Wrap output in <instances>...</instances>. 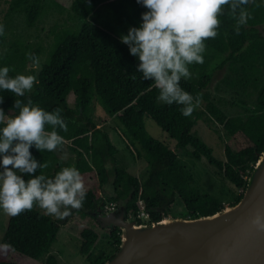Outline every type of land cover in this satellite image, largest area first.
I'll return each mask as SVG.
<instances>
[{
    "label": "trees",
    "instance_id": "16d2710c",
    "mask_svg": "<svg viewBox=\"0 0 264 264\" xmlns=\"http://www.w3.org/2000/svg\"><path fill=\"white\" fill-rule=\"evenodd\" d=\"M6 3L5 18L23 15L29 28L36 25L44 11L43 0H7ZM247 8L252 18L241 27L239 35L234 32L235 20L225 9L220 17L219 35L205 41L204 63L189 66L192 78L182 79L180 84L194 97L201 95L203 108H196L190 117H184L180 106H169L157 100L159 90L154 82L142 80L136 71L138 58L130 55L127 45L120 42L121 35H126L130 27L139 26L141 13L147 9L136 0L72 1L71 12L82 23L51 30L53 39L37 74L39 84L31 93L19 98L24 103L31 99L32 106L46 111L62 109L61 115L68 125L67 132L57 131L64 137L61 148H67L71 157L59 156V149L40 152L32 147L33 157L48 164L47 168L37 170V174L53 178L62 168L74 166L81 176L94 174L98 179L99 190L87 189L83 207L72 210L71 215L96 217L90 213L104 212L107 200L100 196V191L108 184L110 176L113 177V194L108 199L115 201L116 206L124 202L127 216L135 217L142 202L150 223L167 218L177 199L182 202L184 216L188 218L209 216L222 210V202L213 194L201 191L193 174L180 163L178 151L188 146L192 147L190 156L199 160L205 158L224 179L241 190L232 205L241 200L259 154L264 151V0H255V4ZM43 51L41 44L14 39L0 52V68L9 67L12 77L23 74L30 62L26 53H34L39 58ZM227 64L230 75L223 78L222 84L235 95L248 98L255 94L250 110V104L240 98L238 104L230 102L231 107L238 108L237 112L228 114L221 103L229 102L224 103L223 98L216 102L208 91L214 72ZM70 92L75 95V107L68 105ZM95 95L106 114L117 119V130L127 142V149L147 161L149 170L145 179L119 166L118 149L102 128L104 123H97L92 116ZM0 96L4 98L0 108L10 116L18 114L12 107L18 97L7 91H0ZM146 117L169 135L173 146L147 133ZM199 120L217 124L227 135L224 160L216 158L212 148L193 133ZM46 130L52 129L46 126ZM108 163L113 165L112 169ZM61 222L33 208L9 218L1 244L8 243L14 252L39 259L48 254L58 240ZM109 230L106 242L109 249L98 243L100 235L94 229L82 230L79 249L89 264H105L119 250L122 231L116 226H110ZM12 252L0 249V264H19L10 259ZM48 263L56 264L55 257L50 255Z\"/></svg>",
    "mask_w": 264,
    "mask_h": 264
},
{
    "label": "clouds",
    "instance_id": "9594fccd",
    "mask_svg": "<svg viewBox=\"0 0 264 264\" xmlns=\"http://www.w3.org/2000/svg\"><path fill=\"white\" fill-rule=\"evenodd\" d=\"M147 11L141 13L138 27H130L120 42L127 45L129 54L138 58L136 71L144 81H153L159 90L157 100L166 105L180 106L181 115L190 117L202 103L181 87V80H189V66L203 64L205 41L215 39L221 25L220 17L227 9L235 20L234 32L239 35L251 13L249 4L255 0H136ZM259 7V5H256ZM0 35L4 25L0 24ZM29 69L40 70V60L34 53H26ZM10 69L0 68V91L14 94V116L6 115L0 108V210L9 217L39 207L48 216L64 219L72 210H80L86 197L81 173L74 166L64 167L49 178L38 175L37 170L47 168L38 162L30 149L54 152L64 144L57 129L67 132L68 125L62 109L46 111L32 106L31 99H21L39 84L37 75H9ZM0 96V104L3 103ZM51 127V131L46 130ZM24 177H28L25 179ZM249 228L264 231V216L259 211L249 219ZM4 251H15L8 243L0 244Z\"/></svg>",
    "mask_w": 264,
    "mask_h": 264
},
{
    "label": "rangeland",
    "instance_id": "374dc122",
    "mask_svg": "<svg viewBox=\"0 0 264 264\" xmlns=\"http://www.w3.org/2000/svg\"><path fill=\"white\" fill-rule=\"evenodd\" d=\"M7 0H1L0 3V24L4 25V38H0V52H2L5 47L14 41V39H20L24 42L30 44H41L44 46V51L39 55L40 68L45 58L47 57V51L49 50L50 44L53 39L51 30H59L65 27H75L82 23V20L73 16L71 12V4L73 0H43L44 11L39 21L34 27L29 28L25 22L23 15L14 14L12 16L5 18V13L8 10ZM30 62L28 63L29 66ZM24 70L23 75L35 74L37 75L39 71L35 69L30 70L29 67ZM228 64L221 70H216L213 74V81L208 87V91L212 94L213 99L218 102L219 98L224 99L222 107L228 112V114H234L237 112L238 108L230 106V102L235 104L240 103V98L244 99L250 105H248L249 110L256 99V95L253 94L248 98L242 97L239 94L235 95L233 90L225 88L222 84L224 77L229 76ZM67 102L70 107H75V95L70 92L67 96ZM203 105L200 104L197 109L201 110ZM5 112V111H4ZM92 116L97 123H104L103 129L108 132L111 142L118 149L116 155L117 162L119 166L126 168L131 174L135 175L139 179H145L147 172L149 170V165L147 161L143 158L137 157L136 153H131L127 149V142L118 132V121L114 117H109L101 103V101L95 95L92 100ZM6 115H9L5 112ZM10 116V115H9ZM144 124L147 133L161 141L167 143L169 146H173L172 140L169 135L163 131L151 118L146 117L144 119ZM102 126V125H100ZM98 126V127H100ZM193 133L200 137L205 143L212 148L213 155L221 160L225 159L224 155V144L227 142L228 137L225 132L217 124H208L203 120H199L193 129ZM192 150L191 146L178 151L179 161L183 164L195 177L196 185L203 192H208L216 196L224 205V208L230 207L235 201L241 190L236 189L234 185L228 182L219 174L216 169L209 165L205 158L195 159L193 156L189 155ZM59 156L68 159L71 157L67 148L63 147L57 152ZM108 167L112 169L113 165L108 163ZM2 170V168H0ZM84 181L85 190L98 188V179L94 174H88L82 176ZM113 177L110 176L108 184L101 189L100 196L107 200L105 205V211L111 203L115 201L108 199L109 196L113 194L112 188ZM141 207H142V203ZM119 205H125L124 202H120ZM144 206V205H143ZM118 206H116L117 208ZM115 208V209H116ZM143 208V207H142ZM38 212L46 215L43 210L39 207H34ZM184 207L182 202L177 199L171 207V213L168 216L169 219H185L188 217L184 216ZM96 213V214H95ZM99 211L96 210L90 214L95 215H82L80 213H74L69 215L65 220L62 219L60 223V229L58 231V240L53 243L48 254H45L39 259H33L25 255H21L17 252L10 253L9 257L16 263L19 264H49L48 258L50 255L54 256L56 259V264H89L86 257L80 253L81 244V232L85 227H91L96 232L99 233L100 239L98 243L104 245L109 249L106 242L109 240V227L102 222L98 217ZM51 217V216H50ZM128 218H134L135 216H127ZM9 216L0 210V244L6 233L8 226ZM54 220H60L52 217ZM137 218V216H136ZM138 219V218H137ZM64 220V221H63ZM140 222L149 224L150 221L138 219ZM66 221V222H65ZM65 222V223H64Z\"/></svg>",
    "mask_w": 264,
    "mask_h": 264
},
{
    "label": "water",
    "instance_id": "95a60500",
    "mask_svg": "<svg viewBox=\"0 0 264 264\" xmlns=\"http://www.w3.org/2000/svg\"><path fill=\"white\" fill-rule=\"evenodd\" d=\"M257 211L264 216V151L241 200L213 215L147 224L128 218L126 205L101 212L103 223L122 231L105 264H264V231L249 228Z\"/></svg>",
    "mask_w": 264,
    "mask_h": 264
},
{
    "label": "built area",
    "instance_id": "2783aa9c",
    "mask_svg": "<svg viewBox=\"0 0 264 264\" xmlns=\"http://www.w3.org/2000/svg\"><path fill=\"white\" fill-rule=\"evenodd\" d=\"M142 203V202H140ZM143 207V208H142ZM142 207L141 210L139 211L137 218L138 219H142V220H148L149 219V215L147 213V211L145 210L143 203H142ZM116 208V204L115 203H111L108 207L107 210H114ZM168 218V217H167ZM165 219V218H164Z\"/></svg>",
    "mask_w": 264,
    "mask_h": 264
},
{
    "label": "flooded vegetation",
    "instance_id": "af4514ba",
    "mask_svg": "<svg viewBox=\"0 0 264 264\" xmlns=\"http://www.w3.org/2000/svg\"><path fill=\"white\" fill-rule=\"evenodd\" d=\"M101 212H103V211H100V210H99V213L97 214L99 218H100V214H101ZM104 212H105V210H104ZM95 214H96V213H95Z\"/></svg>",
    "mask_w": 264,
    "mask_h": 264
},
{
    "label": "bare ground",
    "instance_id": "6f19581e",
    "mask_svg": "<svg viewBox=\"0 0 264 264\" xmlns=\"http://www.w3.org/2000/svg\"><path fill=\"white\" fill-rule=\"evenodd\" d=\"M165 219H168V218H165Z\"/></svg>",
    "mask_w": 264,
    "mask_h": 264
}]
</instances>
